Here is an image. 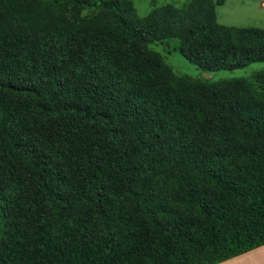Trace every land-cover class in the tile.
<instances>
[{"label":"trees","instance_id":"1","mask_svg":"<svg viewBox=\"0 0 264 264\" xmlns=\"http://www.w3.org/2000/svg\"><path fill=\"white\" fill-rule=\"evenodd\" d=\"M225 0H0V264H218L264 245V28Z\"/></svg>","mask_w":264,"mask_h":264},{"label":"rangeland","instance_id":"2","mask_svg":"<svg viewBox=\"0 0 264 264\" xmlns=\"http://www.w3.org/2000/svg\"><path fill=\"white\" fill-rule=\"evenodd\" d=\"M136 12L140 16L146 15L153 6L162 4H172L182 7L189 0H132ZM217 21L224 25L233 26H253L264 28V0H225L216 7ZM177 39H167L163 42H151L148 46L159 52L165 62L172 67L178 75H186L192 78L204 77V71L195 64L189 62L177 50ZM264 70V62L257 61L246 66L232 70L210 71L211 81L235 78L250 77L254 72ZM250 261H240L237 264H261L264 260V250L246 257Z\"/></svg>","mask_w":264,"mask_h":264},{"label":"crops","instance_id":"3","mask_svg":"<svg viewBox=\"0 0 264 264\" xmlns=\"http://www.w3.org/2000/svg\"><path fill=\"white\" fill-rule=\"evenodd\" d=\"M262 250H264V245H262L260 247H257V248H255L253 250H250V251H248L246 253H243L241 255H238L236 257H233V258H230V259L225 260L223 262H220L218 264H237V263H242L240 261H246V260L250 261L246 257H250L252 254L257 253V252L262 251ZM261 264H264V260L261 262Z\"/></svg>","mask_w":264,"mask_h":264},{"label":"water","instance_id":"4","mask_svg":"<svg viewBox=\"0 0 264 264\" xmlns=\"http://www.w3.org/2000/svg\"><path fill=\"white\" fill-rule=\"evenodd\" d=\"M204 76H205V77H209V74L205 72V73H204Z\"/></svg>","mask_w":264,"mask_h":264}]
</instances>
